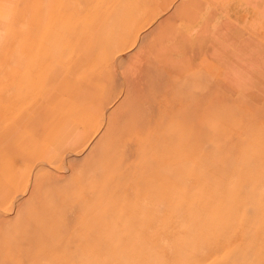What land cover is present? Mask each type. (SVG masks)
<instances>
[{"label":"rangeland","instance_id":"obj_1","mask_svg":"<svg viewBox=\"0 0 264 264\" xmlns=\"http://www.w3.org/2000/svg\"><path fill=\"white\" fill-rule=\"evenodd\" d=\"M55 1L30 0L32 35ZM129 5L109 71L0 122V264H264V0Z\"/></svg>","mask_w":264,"mask_h":264},{"label":"crops","instance_id":"obj_2","mask_svg":"<svg viewBox=\"0 0 264 264\" xmlns=\"http://www.w3.org/2000/svg\"><path fill=\"white\" fill-rule=\"evenodd\" d=\"M100 1L103 0H56L53 5V18L45 22L46 27H39L36 24L33 35L30 31L31 27L24 25L29 20L30 0L14 1L16 9L8 24L3 42L4 48L0 54V74H3L0 80V122H7L2 124L3 126L16 125L20 113L34 111V107H39L47 97L60 93L61 89L66 90L67 86L63 85V81L91 78L88 74L103 71L105 67L109 71V65L114 66L112 61L116 54H121L133 38L135 31L132 27L136 29L140 26L139 21L145 23L146 20L141 19L140 12L132 14L129 6L124 10V6L117 7L119 9L114 11L116 7L109 6V1L114 0H109L101 6ZM70 9L74 10V14ZM103 11L109 12V15L113 11L117 12L121 20L115 23L114 19L109 20L108 13L107 17L102 16ZM69 14H72L74 19L80 17L81 21L87 22L88 28L85 32L81 33L79 30L77 32L72 27L73 24L68 22ZM88 19H92V22L89 23ZM99 21L100 28L94 24ZM18 25H21L19 29H17ZM101 29L107 30L106 34L102 35ZM17 39H20L19 44ZM8 61H12L10 66ZM20 66L22 69L18 70ZM38 72L41 75L37 74ZM47 118L49 120L46 122V128L53 127L54 124L49 117ZM14 163L15 161L10 164L14 165ZM3 170L6 173L13 171L9 164L7 169Z\"/></svg>","mask_w":264,"mask_h":264},{"label":"bare ground","instance_id":"obj_3","mask_svg":"<svg viewBox=\"0 0 264 264\" xmlns=\"http://www.w3.org/2000/svg\"><path fill=\"white\" fill-rule=\"evenodd\" d=\"M75 1V0H74ZM84 2V1H83ZM90 4V3H89ZM88 4V5H89ZM129 7H130V5H129ZM98 8H100V7H98ZM124 8H126V7H123V10H124ZM65 11H66V8H65ZM98 11V10H97ZM79 12V11H78ZM71 13V12H70ZM77 13V12H76ZM70 15V14H69ZM68 15V16H69ZM66 17V16H65ZM80 18V17H79ZM87 18V17H86ZM55 19V18H54ZM64 20V19H63ZM86 21H87V19H86ZM48 22V21H47ZM65 22H67L66 20H65ZM65 25V24H64ZM78 32V31H77ZM98 32V31H97ZM88 34V33H87ZM101 34V33H100ZM68 35V34H67ZM84 35V34H83ZM48 36V35H47ZM72 36V35H71ZM71 36H70V38H71ZM85 36H86V34H85ZM93 36H94V34H93ZM75 37H76V34H75ZM67 38V37H66ZM82 38V37H81ZM40 39V38H39ZM69 39V38H68ZM41 40V39H40ZM74 40V39H73ZM89 40H91V39H89ZM77 42H78V40H77ZM38 43V42H37ZM40 43V42H39ZM79 43V42H78ZM86 43H88V42H86ZM93 43V42H92ZM76 44V43H75ZM91 44V43H90ZM49 45V44H48ZM126 45V44H125ZM90 46V45H89ZM54 47V46H53ZM125 47V46H124ZM80 48V47H79ZM39 49V48H38ZM56 49V48H55ZM54 49V50H55ZM114 49V48H113ZM57 50V49H56ZM86 50V49H85ZM115 50V49H114ZM59 51H60V49H59ZM65 51V50H64ZM83 51V50H82ZM87 51V50H86ZM113 52H115V51H113ZM49 53H51V52H49ZM48 53V54H49ZM55 53V52H54ZM59 54H61V53H59ZM52 55V54H51ZM57 55V54H56ZM45 57V56H44ZM55 57V56H54ZM58 57V56H57ZM53 58V57H52ZM61 58V57H60ZM35 59V58H34ZM45 59V58H44ZM56 59V58H55ZM38 66H40V65H38ZM37 66V67H38ZM67 66V65H66ZM70 70H72V68L70 69ZM39 71V70H38ZM41 71V70H40ZM74 71V70H73ZM37 74H40L39 72L37 73ZM49 74V73H48ZM41 75V74H40ZM46 76V75H45ZM40 79V78H39ZM43 80H45V79H43ZM46 81V80H45ZM46 83V82H45ZM46 100V99H45ZM44 101V100H43ZM42 101V102H43Z\"/></svg>","mask_w":264,"mask_h":264}]
</instances>
